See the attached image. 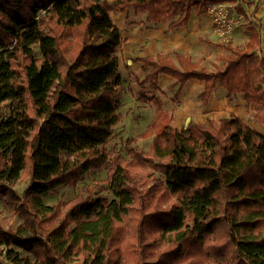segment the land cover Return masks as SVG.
<instances>
[{
    "label": "trees",
    "instance_id": "1",
    "mask_svg": "<svg viewBox=\"0 0 264 264\" xmlns=\"http://www.w3.org/2000/svg\"><path fill=\"white\" fill-rule=\"evenodd\" d=\"M222 1L0 0V195L21 219L0 224V264H264V134L234 114L180 131L161 97L142 92L162 94L165 74L178 98L197 80L206 105L220 85L226 97L255 104L252 120L264 125L254 27L244 48L226 46L214 70L179 51L134 57L146 71L135 79L140 98L154 106L137 137L150 142L144 150L126 138L125 155L107 147L122 121L123 38L111 13L144 12L170 30L188 24L192 7ZM14 101L19 110L5 116ZM101 169L94 191L43 204ZM17 178L28 179L22 193L9 183Z\"/></svg>",
    "mask_w": 264,
    "mask_h": 264
},
{
    "label": "rangeland",
    "instance_id": "2",
    "mask_svg": "<svg viewBox=\"0 0 264 264\" xmlns=\"http://www.w3.org/2000/svg\"><path fill=\"white\" fill-rule=\"evenodd\" d=\"M115 1V0H108ZM256 6V7H255ZM194 8V7H192ZM238 12L241 14L240 22L232 29L229 35L218 34L210 23V20L206 14L200 15V12L194 14L193 19L202 18L206 26L203 27V31L199 36V44L195 46L193 54L195 61L199 66L206 67L210 70H214L220 67L222 58L227 56L230 52L226 49V46L244 48L249 38V28L254 27L259 33L260 43L255 49V55L257 58L264 59V0H258L251 5L247 4L244 8L239 7ZM132 11L122 14H111V21L121 31L122 36L125 35V31L129 32L136 27L142 28L146 24L151 26V23H147L145 15H133ZM203 22V23H204ZM151 24V25H150ZM127 40V37H125ZM133 42H124L118 50V68L121 73V85L122 91L120 95V106L118 111L122 114V121L114 128V133L108 142L107 147L117 144L120 152L125 155L124 140L126 138H135L134 144L138 147L146 150L148 148L150 139L138 138L137 134L142 132L148 123L151 121L154 115V106L149 102H144L140 98L139 87L135 82L136 78L143 77L145 72H142L139 63H132L135 56L143 51H138L134 48ZM197 81V80H196ZM198 82V81H197ZM201 82V81H200ZM222 91L221 94H225L224 89L218 85ZM217 86V88H218ZM203 87V82H202ZM216 88V89H217ZM167 93H160L157 91H151L148 88L142 90L147 96L157 95L161 97L165 109L170 110L171 107L178 105V98H174L175 90L166 89ZM237 95L226 99L231 106L229 108H220L215 106L210 113L211 118H206L203 122L198 123L196 118L185 119L182 116L180 120H177L180 131L188 125V123L204 124L207 120H218L222 117H227L234 114L246 121L249 127L253 128L257 132L264 134V125L256 123L252 120L254 114L255 104H246L244 100ZM210 99V98H209ZM197 101L200 103V95L197 97ZM209 102V101H208ZM208 104V103H207ZM206 104V105H207ZM205 106V105H201ZM19 110V103L6 102L4 104L5 116L14 115ZM172 120L174 116L172 115ZM105 178V170H97L88 172L85 177L76 184V186H59L54 192L46 194L42 198L44 205H51L56 201H69L74 198L78 192H86L88 190L94 191V186ZM12 188L18 193H22L28 184V179L17 178L9 181ZM105 184H102L101 194L107 195V191L104 189ZM95 190H98L96 188ZM21 223L19 214L14 210L11 204L5 203L0 195V224L3 227L12 226L16 227ZM24 255V254H21ZM63 264H77L78 261H72L70 258H62ZM5 261V250L0 245V262Z\"/></svg>",
    "mask_w": 264,
    "mask_h": 264
},
{
    "label": "crops",
    "instance_id": "3",
    "mask_svg": "<svg viewBox=\"0 0 264 264\" xmlns=\"http://www.w3.org/2000/svg\"><path fill=\"white\" fill-rule=\"evenodd\" d=\"M129 11L131 10H124L122 12L111 14L126 15L127 13H129ZM193 12L194 14H196L198 11H196L195 8H192L190 20L186 26H181L179 28L169 30L167 29V23L158 22L157 24H150L151 26H148L146 24L142 28L136 27L133 30L131 29L129 32L125 31L124 36H122L121 31L120 33L124 42L131 41L134 43V48L136 50L143 51V53H139V55L135 57H142L157 53L162 55H170L173 51H179L181 53L190 54L192 61L196 62L193 54V52H195L194 48L200 43L199 36L203 31V27H205L206 24L204 20H202V18L193 19ZM199 12L201 16L205 14L203 12V9ZM132 13L134 12L132 11ZM134 14L145 15L144 12H138ZM125 37H127V40H125ZM132 63H139V67L141 69L140 62L132 61ZM141 71L145 72L144 75L146 74V71L142 69ZM171 81L172 78L170 76L165 74L160 75L158 80V86L163 91V93H167L165 88L176 90L177 85L171 86ZM202 90V82H197L196 80H191L183 86L178 96V105H176L175 107H171L170 110L166 109L170 115L172 113V115L174 116V119L171 122L174 127L179 129V122L176 123V121L180 120L182 116H185L184 120L189 119L191 117L193 120L194 118H196L195 121L200 123L203 122V120H205L206 118H211L210 113L212 112V110H214L213 108H215V106H218L223 109H230L231 106L229 105V102L226 101L227 97L225 96V94H221L222 91L219 86L217 89L211 92L208 104L205 106H201V104H199L197 101V97L200 95Z\"/></svg>",
    "mask_w": 264,
    "mask_h": 264
},
{
    "label": "built area",
    "instance_id": "4",
    "mask_svg": "<svg viewBox=\"0 0 264 264\" xmlns=\"http://www.w3.org/2000/svg\"><path fill=\"white\" fill-rule=\"evenodd\" d=\"M258 0H225L211 3L203 8V12L208 16L214 30L221 35H229L232 29L240 22L241 14L239 7L247 6V3Z\"/></svg>",
    "mask_w": 264,
    "mask_h": 264
}]
</instances>
